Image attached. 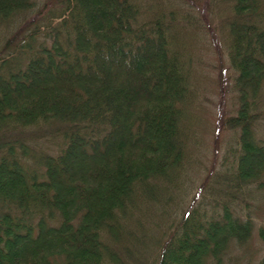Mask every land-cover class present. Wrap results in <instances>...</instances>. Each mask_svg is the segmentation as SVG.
Instances as JSON below:
<instances>
[{"label": "trees", "instance_id": "16d2710c", "mask_svg": "<svg viewBox=\"0 0 264 264\" xmlns=\"http://www.w3.org/2000/svg\"><path fill=\"white\" fill-rule=\"evenodd\" d=\"M208 1L223 14L238 95L236 114L221 123L239 129L224 184L264 189V145L253 134L264 118L255 111L264 95V0ZM140 8V0H0V30L24 22L0 36V264H126L133 255L125 223L180 169L194 88L190 58L174 46L190 21L173 25L172 12ZM39 135L59 137L55 156H29L25 140ZM174 228L148 264H223L253 225L225 206L216 220L185 210ZM257 236L264 243V226Z\"/></svg>", "mask_w": 264, "mask_h": 264}, {"label": "rangeland", "instance_id": "374dc122", "mask_svg": "<svg viewBox=\"0 0 264 264\" xmlns=\"http://www.w3.org/2000/svg\"><path fill=\"white\" fill-rule=\"evenodd\" d=\"M210 2L140 0V10L147 12L144 15L163 10L172 12L169 18L174 21L173 25L190 21L189 27L183 28V32L178 29L174 46L190 58L191 68L194 69V88L188 105L183 109L184 116L180 125L185 150L183 163L172 176L169 186L161 184L150 200L134 207L132 217L126 221L125 230L132 233L127 236L128 240L134 238L137 243L131 258H124L126 264H136L139 260V264H148L154 256L155 243L164 240L168 229L175 230L174 225L185 210H198L202 219L216 220L221 217L225 206L234 214L248 217L253 230L251 239L245 245L233 244L229 247L223 256V264H258L264 253V243L257 236V230L264 226V189L257 188L256 183H253L236 191L235 188H226L224 184V179L234 170V153L239 148V129H229L221 123L224 117L236 114L238 95L234 85V71L229 68L226 56L227 34L221 23L224 20L223 14L220 7H214ZM177 3L186 8V14L179 12ZM41 6H35L31 10L34 14L27 16L26 21ZM41 14V17H45L43 8ZM41 22L36 38L38 42L45 38L41 32L44 19ZM23 24V20L15 19L9 25V30L8 25L4 30L1 28L0 36L20 30ZM256 100L259 103L255 111L264 112V95L256 97ZM253 134L257 142L264 145V118L257 120ZM59 141L56 136L39 135L32 141L26 139L25 144L29 146V156H39L44 152L55 156L60 149ZM26 160V165L31 169L36 167L31 157Z\"/></svg>", "mask_w": 264, "mask_h": 264}]
</instances>
